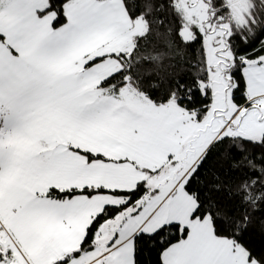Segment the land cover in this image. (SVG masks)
Segmentation results:
<instances>
[{"label": "snow or ice", "instance_id": "1", "mask_svg": "<svg viewBox=\"0 0 264 264\" xmlns=\"http://www.w3.org/2000/svg\"><path fill=\"white\" fill-rule=\"evenodd\" d=\"M0 264H264V0H0Z\"/></svg>", "mask_w": 264, "mask_h": 264}]
</instances>
